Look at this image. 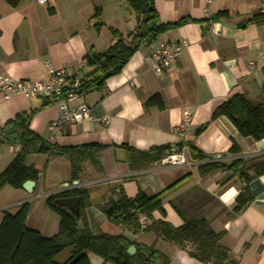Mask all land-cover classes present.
I'll return each mask as SVG.
<instances>
[{"label":"crops","instance_id":"crops-1","mask_svg":"<svg viewBox=\"0 0 264 264\" xmlns=\"http://www.w3.org/2000/svg\"><path fill=\"white\" fill-rule=\"evenodd\" d=\"M153 1L159 24L187 22L155 39H145L119 75L72 102L71 107L87 105L90 119L64 124L54 141L49 125L59 117L58 106H44L41 99L21 96L6 100L0 94V131L18 115L37 110L29 126L45 141L61 147L108 146L93 161L83 163L77 179L72 178L65 157L30 155L27 165L39 170L40 176L32 194L19 190L24 193L19 194V202L36 206L39 199L64 188H84L90 196L85 213L92 231L116 236L124 233L148 247L156 243V248L169 256L170 264H212L190 257L187 249L157 241L153 233L124 232L100 209L121 191L130 199L139 191L149 196L160 194L166 216L155 212L156 220H165L174 228L185 221L204 220L222 235L221 244L237 264H264V173L259 174L264 169V139L243 138L226 117L211 121L215 109L235 94L264 105V24L240 28L253 17L264 15V0ZM220 12H227L229 18L197 22ZM99 22L102 26L97 27ZM112 29L128 43L135 33L144 34L128 0H23L16 9L0 1V72L16 80L37 81L48 77L51 66L72 70L80 78L90 76L96 67L85 59L91 53L108 51L114 40ZM165 42H187V46L176 64L158 76L145 59ZM154 96L160 97L162 109L146 105ZM185 114L188 122H184ZM181 124H185L184 130L179 133L176 129ZM205 124H209L207 129L196 136ZM13 134L17 132L9 129L1 135L6 142L0 145V174L19 150L18 140H7ZM185 142L194 144L204 161L189 156L188 166L160 169L154 163L132 168L121 147L128 144L147 152L161 146L174 149ZM234 146L238 150L231 153ZM239 159L245 162L243 172L253 177L250 189L254 201L237 214L234 208L243 179L225 170L201 176L198 167ZM70 256L71 250L64 260ZM87 257L91 264H105L90 252Z\"/></svg>","mask_w":264,"mask_h":264},{"label":"trees","instance_id":"trees-1","mask_svg":"<svg viewBox=\"0 0 264 264\" xmlns=\"http://www.w3.org/2000/svg\"><path fill=\"white\" fill-rule=\"evenodd\" d=\"M0 1L16 9L23 0ZM128 3L138 20L140 29L144 30V34L135 33L133 40L128 43L118 31L112 29L114 40L108 51L105 54L91 53L86 57L87 64L96 67V71L90 76L81 78L79 92L87 95L93 87L102 88L108 79L122 72L145 39H155L187 22L185 19L174 24H159L153 0H128ZM227 18H229L227 12H220L209 20L197 22L209 23ZM150 23L154 27L151 32L148 29ZM248 24H264V15L253 17L243 23L240 28H245ZM100 26L102 23H97V27ZM104 59L107 60L106 66L102 65ZM262 92L264 93V85ZM44 102V106L53 105L52 102ZM146 105L156 106L159 109L163 108L159 96L150 98ZM36 112L37 110H33L18 115L0 131V145L6 142L1 135L9 129H14L19 135L17 141L19 150L11 163L0 174V192L6 186L21 190L28 181L38 182L40 171L27 165V159L30 155L43 154L50 158L65 157L70 163L72 178L77 179L83 163L93 161L108 148L106 145L95 143L61 147L47 142L30 129V121ZM221 117L229 119L243 138H249L255 142L264 139V105L253 104L246 95H232L215 109L211 121ZM208 126L209 124L201 126L195 135H201ZM184 145L188 147V154L191 159L204 161L201 152L192 143H181L174 149L171 146H161L147 152L138 151L128 144H123L121 147L126 152V162L129 166L142 168L160 161L173 150L178 151ZM237 150L238 148L234 146L231 153H235ZM244 167L245 162L240 159L230 164L221 162L202 163L198 167L201 176H207L218 170H225L231 172L232 177L238 176L243 179L244 186L236 199L234 208V212L237 214L244 211L254 201L250 189L253 177L243 172ZM261 173H264V169L259 172V174ZM228 182L226 181L222 186ZM67 198L80 199L79 217L73 214L69 208L57 204L58 200ZM46 204L60 218L58 232L52 237L44 236L39 231L27 227V219L31 209L30 203L22 204L14 215L4 214L0 224V264H91L87 252L102 258L105 264H170L171 262L169 256L156 248V243L148 247L136 243L124 233L116 236L101 231H92L85 213L91 204L87 189L72 188L51 194L46 197ZM100 209L110 223L122 227L124 232L127 231L134 235L141 232L153 233L156 235L157 241L161 240L179 249H187L190 257L201 262L237 264V261L231 258L229 250L221 244L222 235L215 233L206 221L189 220L185 221L182 226L174 228L165 220H156L153 216L155 212H159L164 218L166 216L160 194L149 196L145 192L139 191L134 198L130 199L121 191L116 199H110ZM133 245L148 256V262L140 261L135 256L128 255L127 251ZM189 246L190 248H187ZM67 248H71L70 258L64 263H59L57 258Z\"/></svg>","mask_w":264,"mask_h":264},{"label":"built area","instance_id":"built-area-1","mask_svg":"<svg viewBox=\"0 0 264 264\" xmlns=\"http://www.w3.org/2000/svg\"><path fill=\"white\" fill-rule=\"evenodd\" d=\"M36 1L46 2L47 0ZM186 46L187 42H165L160 47L152 50L145 61L149 63L151 70L156 75L161 76L176 64ZM251 65L253 66V63ZM48 70V77L37 81L16 80L0 72V94L6 100L13 96H21L26 99L49 101L58 106L60 110L59 117L49 125V131L52 133L54 141L64 124L80 123L90 119V110L85 104L76 107L70 106L72 102L85 96L84 93L79 92L81 78L75 72L67 69L55 70L51 66H48ZM188 121L189 115L185 114L184 122ZM184 125L181 124L176 131L182 133ZM52 144L55 143L52 142ZM188 165L191 164L186 145L178 151L173 150L172 153L156 162V166L160 169ZM63 190L67 189L64 188Z\"/></svg>","mask_w":264,"mask_h":264},{"label":"rangeland","instance_id":"rangeland-1","mask_svg":"<svg viewBox=\"0 0 264 264\" xmlns=\"http://www.w3.org/2000/svg\"><path fill=\"white\" fill-rule=\"evenodd\" d=\"M2 150V149H0ZM19 194H24L22 191L13 189L6 186L0 193V224L5 213L14 215L24 203L19 202ZM31 203L29 217L27 219V227L39 231L42 235L52 237L57 234L59 229V216L50 209L46 204V198L39 199L38 204L35 206ZM71 248H67L64 253L59 257L58 262L64 263Z\"/></svg>","mask_w":264,"mask_h":264},{"label":"water","instance_id":"water-1","mask_svg":"<svg viewBox=\"0 0 264 264\" xmlns=\"http://www.w3.org/2000/svg\"><path fill=\"white\" fill-rule=\"evenodd\" d=\"M144 12H146V9H144ZM148 29H149V32L153 31L154 27L152 23L148 25ZM106 64H107V60L104 59L102 61V65L106 66ZM18 139H19V135L17 134L9 135L7 137V140L9 142L16 141ZM34 187H35V182L28 181L24 184L23 189L26 190L28 193L32 194ZM57 204L61 207L69 208V210L73 214L77 215L78 217L80 216V199L79 198L60 199L57 201ZM127 253L130 256H133V257L135 256L140 261H143V262L149 261L148 256L143 251H139V249L134 245L128 249Z\"/></svg>","mask_w":264,"mask_h":264}]
</instances>
